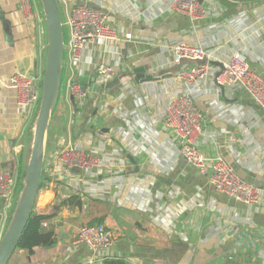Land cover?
<instances>
[{"label":"crops","instance_id":"0c3cea01","mask_svg":"<svg viewBox=\"0 0 264 264\" xmlns=\"http://www.w3.org/2000/svg\"><path fill=\"white\" fill-rule=\"evenodd\" d=\"M89 1L107 13L117 37L86 40L82 65L72 69L69 14L61 11L64 64L43 148L46 180L34 207L53 215L49 228L58 240L32 254L17 248L8 264H264V111L242 86H219L213 77L185 84L178 71L187 61L173 62L176 45L198 44L211 53L213 73L240 53L264 77V0H203L208 13L196 20L167 11L169 0ZM34 4L37 21H27L17 0H0V171L16 177L21 160L26 173L39 107H20L10 78L20 72L42 83L47 66L44 6ZM101 64L114 69L119 84L94 99L89 89ZM140 70L155 79L135 84ZM82 78L86 96L75 98L70 82L81 85ZM179 91L189 92L205 114L202 152L221 156L257 186L259 204L215 190L181 155L178 139L162 124L167 101ZM69 147L97 157L99 166H55L57 153ZM71 195L80 196V207H57ZM14 212L11 201L0 200L3 236ZM97 218L113 241L92 251L76 234Z\"/></svg>","mask_w":264,"mask_h":264},{"label":"built area","instance_id":"2783aa9c","mask_svg":"<svg viewBox=\"0 0 264 264\" xmlns=\"http://www.w3.org/2000/svg\"><path fill=\"white\" fill-rule=\"evenodd\" d=\"M18 7L25 20L37 21L34 0H17ZM89 0H58L60 10H68L70 39L67 45L69 65L77 69L83 62L85 41L88 39H115L117 33L110 23L107 13L99 8L79 4ZM167 11L180 13L196 20L207 15L203 0H169ZM131 34L126 35V39ZM173 62H187L178 71V77L189 86H196L209 77H213L219 86H242L253 101L264 111V77L251 70L246 58L234 53L223 60L218 73L211 71L209 57L211 53L198 44L181 43L174 47ZM103 83L111 81L114 69L105 64L98 67ZM17 104L30 109L38 106L42 99L40 85L35 77L23 73H14L10 78ZM43 84V82H42ZM69 91L75 98H83L86 92L81 85L71 80ZM163 128L173 134L179 142L181 155L191 164L197 166L217 191L226 193L236 201L247 205L260 203V189L243 180L221 156L207 157L199 147L198 140L205 133L206 117L189 92L179 91L171 95L165 105ZM54 165L62 169H92L99 166L97 157L78 147H69L57 153ZM17 177L13 173L0 171V200L11 201L15 195ZM48 223L44 222V226ZM3 237L0 230V239ZM78 243L84 244L92 251L109 246L113 239L103 223H88L80 227L76 234ZM1 241V240H0Z\"/></svg>","mask_w":264,"mask_h":264},{"label":"water","instance_id":"95a60500","mask_svg":"<svg viewBox=\"0 0 264 264\" xmlns=\"http://www.w3.org/2000/svg\"><path fill=\"white\" fill-rule=\"evenodd\" d=\"M44 6V18L46 21L48 33V55L46 73L43 80L42 99L36 118L34 140L29 164L24 176L25 186L21 195L19 204L17 205L9 227L0 242V264H8L18 247L21 236L26 225L33 213L37 195L40 190L41 178L44 168L45 137L48 130L51 114L56 107L59 87L61 82V69L64 64V51L66 42L63 29V21L58 0H41ZM79 4H86L90 7L102 9L90 1H80ZM103 10V9H102ZM135 77L134 83H142L155 79L152 75H147L145 71ZM100 77L96 73L92 79L90 92L93 98H97L103 87L105 92L119 84V79H113L104 86L97 83L96 78ZM82 78L81 87L87 91L86 82ZM30 107H25V111H29Z\"/></svg>","mask_w":264,"mask_h":264},{"label":"trees","instance_id":"16d2710c","mask_svg":"<svg viewBox=\"0 0 264 264\" xmlns=\"http://www.w3.org/2000/svg\"><path fill=\"white\" fill-rule=\"evenodd\" d=\"M54 112V111H53ZM25 169L22 160L20 161L18 176H17V189L21 186L24 180ZM46 177H44V171L42 173L40 188L44 186ZM82 205V199L78 195H71L66 199H62L57 207H80ZM53 215L40 214L33 210L31 217L26 225V228L21 236L18 247L20 249H26L30 254L34 253L36 248H46L53 246L57 243L56 232L49 228V220ZM104 218H97L91 223H102ZM44 222L48 225L44 226Z\"/></svg>","mask_w":264,"mask_h":264},{"label":"rangeland","instance_id":"374dc122","mask_svg":"<svg viewBox=\"0 0 264 264\" xmlns=\"http://www.w3.org/2000/svg\"><path fill=\"white\" fill-rule=\"evenodd\" d=\"M61 16H62V21H63V24H64V32H65V35H67V28H66V25H65V22H66V16L64 13H61ZM40 87V91H41V94H42V87H43V84L41 83V85L39 86ZM41 103V102H40ZM37 118V117H36ZM34 122H36L35 118H34ZM33 125V123H32ZM34 126H35V123H34ZM33 140H34V137H33ZM32 145H33V141H32ZM31 152H32V147L31 149L29 150V153H30V156H31ZM30 160V158H29ZM29 164V162H28ZM28 167V166H27ZM27 170V169H26ZM24 186H25V181L23 180L22 181V184L21 186L17 189V191L15 192V195L13 197V199L11 200V202L13 203L14 205V209H16L17 205L19 204V201H20V198H21V195L23 193V189H24Z\"/></svg>","mask_w":264,"mask_h":264}]
</instances>
